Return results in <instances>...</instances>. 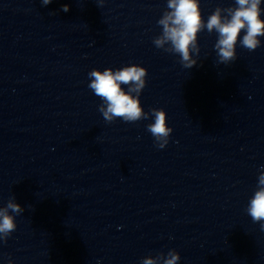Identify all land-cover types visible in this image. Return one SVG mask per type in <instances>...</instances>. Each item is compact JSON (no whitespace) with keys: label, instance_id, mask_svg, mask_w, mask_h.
Instances as JSON below:
<instances>
[{"label":"water","instance_id":"water-1","mask_svg":"<svg viewBox=\"0 0 264 264\" xmlns=\"http://www.w3.org/2000/svg\"><path fill=\"white\" fill-rule=\"evenodd\" d=\"M234 5L199 0L205 21ZM166 7L0 0V207L14 196L25 209L0 264H141L169 250L177 264H264L246 212L264 171V36L254 51L238 38L225 65L201 31L186 69L153 44ZM131 64L146 69L143 111L163 109L172 129L162 149L151 115L105 122L88 87L92 69Z\"/></svg>","mask_w":264,"mask_h":264},{"label":"clouds","instance_id":"clouds-1","mask_svg":"<svg viewBox=\"0 0 264 264\" xmlns=\"http://www.w3.org/2000/svg\"><path fill=\"white\" fill-rule=\"evenodd\" d=\"M52 0H42L46 6ZM102 4L103 0H99ZM261 0H235L234 6L219 7L208 16L202 18L199 0H167V7L157 24L161 33L153 38V44L165 52L178 54L180 64L190 69L197 64L193 54H198L200 49L197 43V34L207 30L209 34L215 32L217 39L214 49L217 63L225 64L236 60L235 47L238 42L248 51H254L261 44L258 37L264 36V19H261ZM63 12L69 11L67 4L62 6ZM244 31L241 37V31ZM146 69L138 64L123 66L113 70L105 68L103 71L92 69L88 73V87L94 94L101 98L102 103L98 110L102 113L105 122L111 123L115 118L125 122H136L148 119L149 115L154 122L147 125L156 145L164 148L172 129L166 124V114L163 109L153 108L144 112L139 101L142 89L145 87ZM121 84L127 86L125 91ZM24 208L15 202V197L8 199L5 206L0 207V242L6 241L16 229L14 215L24 212ZM246 212L253 222H260L264 231V171L258 176L256 189L249 199ZM180 256L175 250L158 253L156 256H147L141 264H177ZM8 264H12L11 259Z\"/></svg>","mask_w":264,"mask_h":264}]
</instances>
